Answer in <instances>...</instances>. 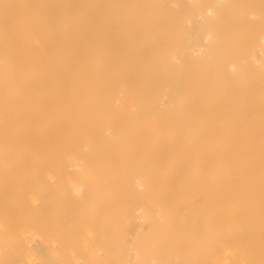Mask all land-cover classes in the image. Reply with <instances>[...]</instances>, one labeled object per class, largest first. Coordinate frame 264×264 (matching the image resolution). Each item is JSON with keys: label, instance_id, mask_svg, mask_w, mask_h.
I'll list each match as a JSON object with an SVG mask.
<instances>
[{"label": "bare ground", "instance_id": "1", "mask_svg": "<svg viewBox=\"0 0 264 264\" xmlns=\"http://www.w3.org/2000/svg\"><path fill=\"white\" fill-rule=\"evenodd\" d=\"M0 264H264V0H0Z\"/></svg>", "mask_w": 264, "mask_h": 264}]
</instances>
